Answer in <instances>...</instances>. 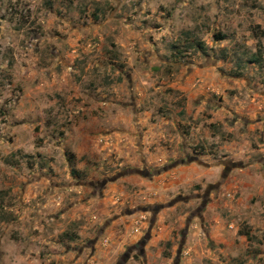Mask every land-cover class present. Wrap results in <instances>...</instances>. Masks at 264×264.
I'll return each mask as SVG.
<instances>
[{
    "label": "rangeland",
    "instance_id": "rangeland-1",
    "mask_svg": "<svg viewBox=\"0 0 264 264\" xmlns=\"http://www.w3.org/2000/svg\"><path fill=\"white\" fill-rule=\"evenodd\" d=\"M0 264H264V0H0Z\"/></svg>",
    "mask_w": 264,
    "mask_h": 264
}]
</instances>
